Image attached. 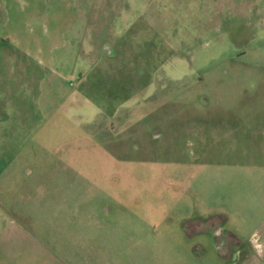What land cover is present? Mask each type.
Wrapping results in <instances>:
<instances>
[{"label": "rangeland", "instance_id": "rangeland-1", "mask_svg": "<svg viewBox=\"0 0 264 264\" xmlns=\"http://www.w3.org/2000/svg\"><path fill=\"white\" fill-rule=\"evenodd\" d=\"M11 2L0 264H264V0Z\"/></svg>", "mask_w": 264, "mask_h": 264}, {"label": "crops", "instance_id": "crops-1", "mask_svg": "<svg viewBox=\"0 0 264 264\" xmlns=\"http://www.w3.org/2000/svg\"><path fill=\"white\" fill-rule=\"evenodd\" d=\"M11 1H13V0H0V10L3 8V14H4V18H3L4 20H2V22L0 23V36L3 33H5L6 30L8 31V29H10V25L13 22V17L16 14V10L11 5V3H12ZM32 14H33V19L39 21L40 13L38 14V12L35 11ZM52 14H54V13H52ZM77 26H78V24L76 21H74V22H71V21L63 22L62 25H59L58 27H56L53 30V32H51V35L49 34V31H48L47 27L45 26V23L43 24V26H41L40 29L42 32V36L45 37L46 39H48L49 42L46 43L47 51L41 52V50H40V55H36V58H35V60L37 61V64L42 67L36 71V73L39 76L45 75V73L48 71V70H45L47 68L46 62L49 61V58H48L49 55L51 57V53L48 51L52 50L53 48H56L57 45L60 46V45L67 44V42L65 41V37H67V35H69V33H72V31L74 29H78L79 27H77ZM26 56H28V54H26ZM13 74L16 75L15 73H13ZM8 118H9V116L7 114L0 111V122L5 121Z\"/></svg>", "mask_w": 264, "mask_h": 264}, {"label": "flooded vegetation", "instance_id": "flooded-vegetation-1", "mask_svg": "<svg viewBox=\"0 0 264 264\" xmlns=\"http://www.w3.org/2000/svg\"><path fill=\"white\" fill-rule=\"evenodd\" d=\"M101 52L106 56V59H118V60L122 61L123 63L126 62V59H124V57L120 53L119 54L116 53V51H114V49H112L110 51L109 47H101V48L97 47V50H96V55H97L96 61H97V63L100 60V53ZM103 59H104V57L102 58V60ZM222 230L223 229H220V228L212 229V236L216 239L215 244L217 246H219V244L221 245V243L224 242L223 251H225L227 254L229 253V255H226V256H230L231 258H234L236 261L238 259V255H239V251H237V250L239 249L240 242L238 244H233V242H232L233 241L232 239L234 237L233 234H229L227 232L225 233ZM204 232H199V233H197V235L202 234Z\"/></svg>", "mask_w": 264, "mask_h": 264}]
</instances>
